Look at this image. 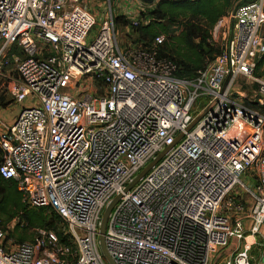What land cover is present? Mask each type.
<instances>
[{
	"label": "built area",
	"instance_id": "built-area-1",
	"mask_svg": "<svg viewBox=\"0 0 264 264\" xmlns=\"http://www.w3.org/2000/svg\"><path fill=\"white\" fill-rule=\"evenodd\" d=\"M242 1L218 23L219 53L184 79L160 55L164 34L150 45L131 37L149 21L130 0H105L100 21L87 0H0V92L22 105L0 130V176L32 208L57 213L73 244L43 230L18 243L0 222V264H108L99 228L119 195L106 230L116 264H260L252 251L264 257V0L234 13ZM217 36L215 26L210 42ZM233 239L243 247L213 260Z\"/></svg>",
	"mask_w": 264,
	"mask_h": 264
},
{
	"label": "trees",
	"instance_id": "trees-1",
	"mask_svg": "<svg viewBox=\"0 0 264 264\" xmlns=\"http://www.w3.org/2000/svg\"><path fill=\"white\" fill-rule=\"evenodd\" d=\"M235 4L236 0H159L151 10L141 13L140 19L149 23L131 27V32L137 36L135 42L150 45L158 35L167 34L171 26L180 27L177 36L166 37L160 55L178 65L180 78L193 79L200 76L207 63L219 53V49L210 42L211 32L216 24L233 10ZM116 23L122 27L131 26L125 16H118ZM256 75H264V57L257 65ZM4 100L0 97V104ZM6 105L8 103L3 104ZM1 154L0 149V161ZM46 210H50V215L45 213ZM17 220L19 222L8 238V227ZM0 222L7 232V239H13L15 234L23 232L16 240L13 239L18 243L26 242L24 233L27 231L43 230L55 233L61 244L73 245L69 236L64 234L66 225L57 213L50 208H32L23 201V195L17 185L1 176ZM253 254L257 256L255 250L252 251Z\"/></svg>",
	"mask_w": 264,
	"mask_h": 264
},
{
	"label": "rangeland",
	"instance_id": "rangeland-1",
	"mask_svg": "<svg viewBox=\"0 0 264 264\" xmlns=\"http://www.w3.org/2000/svg\"><path fill=\"white\" fill-rule=\"evenodd\" d=\"M86 1V0H85ZM89 5L91 6V10H94L95 12V15L96 17L98 18V20L100 21V18H102V16L104 15L105 11L107 10V7L105 6V0H87ZM159 0H134V4L136 6V11H138L139 9H144V11H148V10H151L157 3H158ZM224 18H228V15ZM224 18H222L220 21H222ZM219 21V22H220ZM218 22V23H219ZM216 24V26L218 27V36L216 39H214L213 41H211L213 43V45L215 47H217L218 49L221 47V44H222V34L224 32V26H223V23L221 24ZM226 23H227V20H226ZM98 27H95L93 29V31L91 32L90 34V38L94 37L98 31ZM179 30H180V27H170L168 28V33L167 34H164L166 37H172V36H177L178 33H179ZM263 30H264V27H263ZM125 31H121V37L123 39H125ZM132 38L135 39L137 38V36L135 34H131ZM131 38V39H132ZM205 103L206 102H203L201 99L197 102V106L199 107V109L197 111H200V109L202 107L205 106ZM28 103H26L27 105ZM22 105H17V104H14V109L15 111L17 112V110L19 108H21ZM46 214L50 215V210H46L45 211ZM19 221L17 220L16 222H13L9 225V232H8V238L11 237L10 234L14 231V228H15V225L16 223H18ZM60 231H62V226H60ZM262 235H259L257 236V242H263V238H264V227L262 228V231H261ZM23 232H19L17 234H15V237H13L14 240H16V238L20 235H22ZM39 232H37L36 230H29L27 231L26 233H24V235L27 237L26 238V242H31L33 243V240L34 242L37 241V239L39 238L38 236ZM64 234H66V229L64 230ZM33 239V240H32ZM233 244L230 245L226 250H220L218 254L214 255L213 257V260H223L228 254H231V253H234L235 250H237V245H239L238 247L239 248H242L243 247V242H240L239 244L237 243L236 239H233ZM257 249H259L258 247L255 248V252L257 253V256H255L254 254V257H255V260L256 262L260 263V264H264V257H262V253L257 251ZM262 254V255H261Z\"/></svg>",
	"mask_w": 264,
	"mask_h": 264
},
{
	"label": "water",
	"instance_id": "water-1",
	"mask_svg": "<svg viewBox=\"0 0 264 264\" xmlns=\"http://www.w3.org/2000/svg\"><path fill=\"white\" fill-rule=\"evenodd\" d=\"M255 0H244L240 2L234 9V13H236L240 8L244 7L245 5H249L253 3ZM227 84V83H226ZM224 91V89H223ZM211 107L207 108L204 113H202L188 128V131H190L197 122L210 110ZM178 140L176 141V143ZM175 143V144H176ZM174 146V145H173ZM173 146L167 147L158 157H156L153 161H151L134 179L133 181L127 186L125 193L129 192L150 170L163 158V156L171 150ZM122 196H117L111 203L106 207L104 214L101 219L100 228H99V243H100V249L102 252V255L108 262V264H116L113 258L110 256L107 244H106V230H107V223L109 219V215L111 211L113 210L114 206L117 204V202L120 200Z\"/></svg>",
	"mask_w": 264,
	"mask_h": 264
},
{
	"label": "crops",
	"instance_id": "crops-1",
	"mask_svg": "<svg viewBox=\"0 0 264 264\" xmlns=\"http://www.w3.org/2000/svg\"><path fill=\"white\" fill-rule=\"evenodd\" d=\"M130 2H134V0H130ZM134 11L135 9L133 7L129 8L127 14H133ZM2 82L3 81L0 79V85ZM0 97H3L5 99L3 103L0 104V130H1L3 124H11L14 121L17 113L21 110V108H19L16 112L14 109L15 102L10 96L6 94H2L0 92ZM6 103H8V105L3 106V104Z\"/></svg>",
	"mask_w": 264,
	"mask_h": 264
},
{
	"label": "bare ground",
	"instance_id": "bare-ground-1",
	"mask_svg": "<svg viewBox=\"0 0 264 264\" xmlns=\"http://www.w3.org/2000/svg\"><path fill=\"white\" fill-rule=\"evenodd\" d=\"M249 240H250V241H253V239H252V238H250Z\"/></svg>",
	"mask_w": 264,
	"mask_h": 264
}]
</instances>
